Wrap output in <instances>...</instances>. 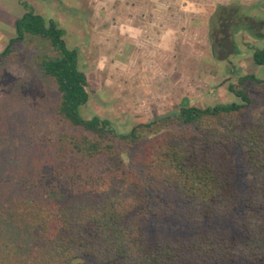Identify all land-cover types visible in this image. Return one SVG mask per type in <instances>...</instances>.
<instances>
[{"label":"trees","instance_id":"16d2710c","mask_svg":"<svg viewBox=\"0 0 264 264\" xmlns=\"http://www.w3.org/2000/svg\"><path fill=\"white\" fill-rule=\"evenodd\" d=\"M23 5L28 13L0 57L27 36L48 40L57 55L41 69L59 92L52 117L82 134L75 133L79 164L58 156L53 169H42L33 148L32 159L20 162L30 155L22 151L20 117L0 115V154L17 165L0 169V223L29 233L24 252L1 246L0 264H264V79L240 72L228 87L233 102L198 108L184 101L175 116L119 133L82 114L88 79L65 30ZM231 8L220 7L210 22L220 15L242 27ZM252 61L264 67V48L252 49ZM127 146L140 149L132 167L120 153ZM239 171L250 177L246 192L237 186ZM43 193L62 197L49 201ZM240 211L234 232L230 216Z\"/></svg>","mask_w":264,"mask_h":264},{"label":"rangeland","instance_id":"374dc122","mask_svg":"<svg viewBox=\"0 0 264 264\" xmlns=\"http://www.w3.org/2000/svg\"><path fill=\"white\" fill-rule=\"evenodd\" d=\"M23 1L35 14L54 20L65 30L67 48L78 51L79 69L87 76L90 96L82 110L84 117L108 120L119 133L175 116L184 101L198 108L233 102L236 99L228 87L238 83L240 72L264 79V67L254 66L252 61V49L264 48V39L255 36L256 32L264 34V0H243L244 3L238 1L229 6L238 18L234 24L241 21L243 25L238 29L228 23L231 17L225 21L220 15L215 24L202 25L196 21L198 15L193 16L188 8L193 7L194 0H180L178 11H168L167 41L150 40L143 33L138 44L134 43L136 37L129 18L119 11L124 0ZM17 3L12 5L14 12L0 10V35L8 34L7 40L0 38V54L17 36L15 22L28 13L20 1ZM204 6L205 15L211 14L207 3ZM248 24L256 28L249 29ZM230 52L234 54L227 59ZM56 55L48 40L27 36L13 47L10 55L0 57V115L20 117L24 129L19 132L21 144L27 147L22 151H38L37 162L42 169H53L58 156L77 163L74 143L79 134L75 133L82 134V130L73 132L52 117L59 92L54 80L43 74L41 62ZM137 152L139 148L131 150L128 146L120 152L127 167H132ZM22 155L20 162L23 158L32 159L31 154ZM12 157L8 152L0 154V169H17L16 164L11 165ZM249 179L244 172H238L236 183L243 192ZM42 197L37 196L40 201ZM61 197L49 194L45 198L53 201ZM243 217V211L230 216L229 227L234 232H239L237 223ZM1 225L5 233L0 238V248L9 243L24 252L22 246L29 240L27 230L11 223Z\"/></svg>","mask_w":264,"mask_h":264},{"label":"crops","instance_id":"0c3cea01","mask_svg":"<svg viewBox=\"0 0 264 264\" xmlns=\"http://www.w3.org/2000/svg\"><path fill=\"white\" fill-rule=\"evenodd\" d=\"M19 1L21 2L24 9L23 0H0V10H5L6 13L14 12L12 5L18 4L17 2ZM238 1L244 3L243 0H194L192 1L194 2L193 7L189 6L188 8L192 14L194 13L193 16L198 15L196 19L197 22L201 23L202 25L206 24L207 26L220 7H229L233 3L237 4ZM180 2V0H176V3H174L173 0H124L123 4H120L121 7L119 11H124L126 13L124 17L129 18V22L133 26L132 34L134 37H136V39H134V43L138 44L137 42H140V39H142L144 35L146 38H150V40L154 38L156 41L159 40L160 42L164 43V41H167L169 38L170 34L168 31V11H178V6L181 4ZM206 3L208 5V10L212 12L208 15H205L203 12L205 9L204 5ZM114 10V14L116 12L118 15L116 17L119 18L117 9ZM173 34L174 37L177 38L178 35H176V32ZM7 36L8 34H2L0 35V38L3 37L2 39L7 40Z\"/></svg>","mask_w":264,"mask_h":264}]
</instances>
